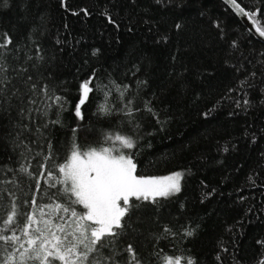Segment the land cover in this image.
Listing matches in <instances>:
<instances>
[{"label": "trees", "instance_id": "1", "mask_svg": "<svg viewBox=\"0 0 264 264\" xmlns=\"http://www.w3.org/2000/svg\"><path fill=\"white\" fill-rule=\"evenodd\" d=\"M237 3L246 12L259 10L253 22L264 27V0ZM5 32L13 40L12 69L25 65V76L42 75L65 98L67 110L60 125L27 135L30 151L13 139L19 101L13 99L10 114L0 112V165L13 169L0 167V217L13 199L9 192L22 211L33 196L52 202L54 181L40 177L37 192V176L62 162L75 139L84 147L134 153L144 175L185 173L180 193L145 202L136 213L131 239L145 264H163L164 256H191L197 264H264V45L221 1L8 0L0 6V34ZM37 47L43 61L35 59ZM26 55L33 60L25 63ZM93 74L99 90L89 94L81 120L74 114L80 84ZM8 75L16 74L10 69ZM113 81L129 86L126 99L134 98L140 109L132 117L117 111L123 104ZM106 100L111 114L98 110ZM146 101L158 115L145 110ZM117 134L132 137L135 148L106 140ZM49 140L54 156L45 160ZM20 162L37 175L16 172ZM165 225L176 234L161 236ZM184 228L195 229L194 235H184Z\"/></svg>", "mask_w": 264, "mask_h": 264}, {"label": "snow or ice", "instance_id": "2", "mask_svg": "<svg viewBox=\"0 0 264 264\" xmlns=\"http://www.w3.org/2000/svg\"><path fill=\"white\" fill-rule=\"evenodd\" d=\"M156 3L162 4L163 0H156ZM231 4L246 17L256 21L259 10L246 12L237 0H231ZM0 6L7 7L8 0H3ZM256 30L264 37V27H257ZM12 44L13 40L7 32L0 34V112L10 114L13 99L19 101L20 106L16 109V119L13 121V128L16 130L13 139L18 141V148L23 146L25 150L30 151L29 143L26 142L27 135L36 132L43 135L41 130L48 129L50 124L60 125L62 113L67 110L66 100L56 94V89L44 81L42 75L25 76L29 71L27 66L19 65L12 69L9 62V46ZM40 53L41 49L37 47V61L44 59ZM32 60L33 56L26 55L25 63ZM32 68H38V64H32ZM10 69L15 72V77L8 75ZM94 75L80 84V98L75 105L74 114L81 120L84 119L81 109L88 101L89 94L99 90ZM13 79H17L22 87L14 84ZM246 82L241 81V87ZM112 85L119 92L123 104L117 111L127 117H132L135 112L140 111L139 108L133 107L134 98L126 99L128 85L121 86L115 81ZM108 95L110 90L105 93L106 97ZM110 103L106 100L105 103L99 104L98 110L111 114ZM249 103L248 100L244 101L245 105ZM144 108L149 113L158 115L150 106V101L145 102ZM50 114L53 119H49ZM136 126L139 127L138 124ZM73 132L75 133L76 129H73ZM106 140L118 141L125 149H133L136 146L134 139L125 135L108 136ZM47 147L49 153L44 159L51 160L54 153L50 140ZM19 155L24 156V151ZM134 155L132 152L125 153L115 147L103 145L84 147L73 139L62 162L52 164L46 173L41 171L37 176V192L42 190L40 177L54 181L49 183L50 188H56V191L48 196L51 203H39L33 196L24 201L28 210L22 211L20 203L15 199L16 193L9 192L13 199L0 217V264H145L131 239L137 231L133 227L136 213L145 202L156 204L160 198L166 199L180 193L185 173L177 171L163 177L141 174L138 172ZM0 167L8 172L13 171L7 165ZM40 167L46 168V165L41 164ZM30 168V163L26 165L20 162L15 171L28 177L37 175L30 171ZM7 182L15 184V180ZM4 191L8 192V189ZM0 204H3L2 197ZM183 232L191 237L195 229L184 228ZM164 234L176 233L165 225L161 236ZM222 250L227 251L226 248ZM124 254L125 258L117 259ZM162 259L163 264H182V259L186 264H197L191 256H164ZM217 259H220L219 254Z\"/></svg>", "mask_w": 264, "mask_h": 264}, {"label": "water", "instance_id": "3", "mask_svg": "<svg viewBox=\"0 0 264 264\" xmlns=\"http://www.w3.org/2000/svg\"><path fill=\"white\" fill-rule=\"evenodd\" d=\"M221 1L241 22V24L246 28L249 34L259 43L264 45V37H261L257 32V25L249 17H246L243 13L239 11L238 8L231 4V0H219Z\"/></svg>", "mask_w": 264, "mask_h": 264}]
</instances>
